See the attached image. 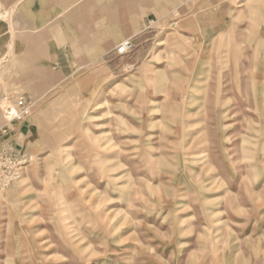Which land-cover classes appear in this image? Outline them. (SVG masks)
<instances>
[{"label": "rangeland", "instance_id": "374dc122", "mask_svg": "<svg viewBox=\"0 0 264 264\" xmlns=\"http://www.w3.org/2000/svg\"><path fill=\"white\" fill-rule=\"evenodd\" d=\"M48 1L0 0V264H264V0Z\"/></svg>", "mask_w": 264, "mask_h": 264}, {"label": "crops", "instance_id": "0c3cea01", "mask_svg": "<svg viewBox=\"0 0 264 264\" xmlns=\"http://www.w3.org/2000/svg\"><path fill=\"white\" fill-rule=\"evenodd\" d=\"M79 1L82 2L83 0H79ZM108 1L109 0H107V4L109 5ZM155 1L156 0H146V1L144 0L142 2H144L143 5H146V4L150 3V2H154L155 3ZM68 2H71V0H61L60 3H59L60 5L58 7L60 9H67L68 7L70 8V5H69ZM132 2L136 6L139 5V1L138 0H131V1L124 0L122 2H117L116 0H112V3H114L113 6L118 5V6H122V7L127 6L128 3H132ZM48 5H49V1L48 0H30V2L27 4L25 10L23 9V11H21V14H22L21 21L22 22H26L29 25H35V24L39 25L40 24L39 22L42 21V20H46V17L48 16V14H46V11L48 9L47 8ZM99 5L102 8L105 7V0H84L83 3H82V7H84V8H88V7L92 8L93 6H99ZM36 25L35 26H31L29 28L34 29L35 27H37ZM81 30L84 31V29H81ZM100 34H102V33L100 32ZM38 37H40V35ZM69 39L72 42L74 40L79 41V42L83 41V39H75L73 36L68 37L66 40L68 41ZM101 39H102L101 35H100L99 39L95 38V40H101ZM98 45L101 46V42ZM48 46H49V51L51 52V54L53 52H55V56H56V59H57L58 62L65 58V47H64V45L56 46L54 43H52V44L49 43ZM5 54L6 53H4V55Z\"/></svg>", "mask_w": 264, "mask_h": 264}, {"label": "built area", "instance_id": "2783aa9c", "mask_svg": "<svg viewBox=\"0 0 264 264\" xmlns=\"http://www.w3.org/2000/svg\"><path fill=\"white\" fill-rule=\"evenodd\" d=\"M118 51L120 53H126L128 52L132 44L130 41L124 40L120 43H118ZM5 112L7 113L8 117H10L13 120L22 121L24 118L29 116L30 114V107L24 102L22 98H19L15 104V106L7 105L5 106Z\"/></svg>", "mask_w": 264, "mask_h": 264}, {"label": "bare ground", "instance_id": "6f19581e", "mask_svg": "<svg viewBox=\"0 0 264 264\" xmlns=\"http://www.w3.org/2000/svg\"><path fill=\"white\" fill-rule=\"evenodd\" d=\"M100 107V106H99Z\"/></svg>", "mask_w": 264, "mask_h": 264}]
</instances>
